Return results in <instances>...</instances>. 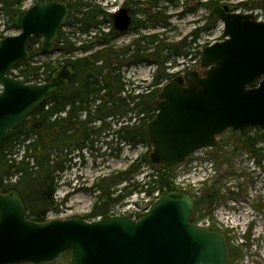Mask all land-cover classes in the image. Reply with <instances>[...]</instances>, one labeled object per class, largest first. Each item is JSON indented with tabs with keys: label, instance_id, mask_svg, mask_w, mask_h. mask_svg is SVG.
<instances>
[{
	"label": "water",
	"instance_id": "water-1",
	"mask_svg": "<svg viewBox=\"0 0 264 264\" xmlns=\"http://www.w3.org/2000/svg\"><path fill=\"white\" fill-rule=\"evenodd\" d=\"M67 14L64 1L36 2L12 20L18 34L0 38V144L9 130L74 79L68 62L41 84L12 75L15 65L29 58L32 35L41 37V54L51 51ZM210 14L223 23L225 38L202 49L203 74L189 70L172 77L153 101L155 114L145 130L155 164L174 166L197 149L217 147V136L228 128L264 132V20L231 12L224 4L214 5ZM111 19L116 32L131 24L127 8L113 12ZM193 206L188 193L172 190L137 219L35 221L26 217L16 191H0V264L50 262L65 250L69 264H227L225 235L194 225Z\"/></svg>",
	"mask_w": 264,
	"mask_h": 264
},
{
	"label": "trees",
	"instance_id": "trees-1",
	"mask_svg": "<svg viewBox=\"0 0 264 264\" xmlns=\"http://www.w3.org/2000/svg\"><path fill=\"white\" fill-rule=\"evenodd\" d=\"M23 1L0 0V9L7 12L12 20L21 10ZM61 1H64L68 8L65 26L71 28L68 31L62 28L58 30L51 52L58 51L59 56L53 60H43L39 64H36V61L33 63V59L41 58L42 54L40 53L41 38L38 35H32L27 43L29 60L22 61L14 67V70H18L14 76L24 83L47 81L65 61H68L75 77L67 82L58 94L34 109L21 125L9 130L0 145V189L2 192L16 191L19 193L25 207L26 217L35 221L45 220L49 212L58 211V202L54 198L56 178L67 168L65 162L68 153L72 149L91 150L95 139L102 134L106 137L111 131H113L111 134L116 133L121 141L134 140L135 145L144 144L148 149L141 153L127 169L98 179L95 185L99 191L97 201L91 211L80 218L107 217L113 205L121 202L127 194L136 190L140 191L144 186L146 187L143 191L146 195L156 190L164 194L178 189L173 185L171 177V171L175 167L156 165L151 161L149 155L151 144L146 135L145 123L154 114L152 102L157 97L159 85L171 76L166 64L172 58L180 56L187 58L191 55V46L198 36L197 29H194L190 32L191 39L188 41L184 38L178 43H164L163 39L158 38V34H154L147 37V42L136 39L131 44L132 46L127 45L118 49L111 44L112 39L119 36L111 25L108 32H99L91 41H85L76 46L71 40L74 33L87 34L93 29L98 30L106 22L110 23L109 14L101 10L98 5L86 0ZM158 1L149 0L147 2L149 8L138 7L131 12L146 15L145 18L151 21L152 26L159 24L168 26L166 16L159 8ZM133 4L139 6L143 3L135 1ZM211 4L212 1H208L200 6L209 7ZM251 4L249 8H259L264 12V1L263 3L255 1ZM83 5L89 8L80 9ZM151 9L155 11L152 14ZM100 15L102 18L98 19ZM207 19L208 22H215L211 16ZM147 21L141 24L145 26ZM137 22L141 21L136 20ZM203 27L206 26H201V29ZM150 46L152 52L148 58L146 51ZM96 47L99 49L92 52ZM75 51L87 55L71 58V54ZM61 56L66 58L61 60ZM142 60H147L155 66L149 88L145 87V90H150L146 92L136 85L128 94L122 95L121 92L125 90L126 83L120 68ZM257 83L258 79L251 82L250 86H256ZM132 116L138 120H135L133 125L126 124L125 121L131 122ZM117 123H120L119 127L112 130L111 125ZM229 130L238 134V143L251 155L262 157L261 151L264 148L258 147V144L262 145L264 142L262 130L257 127H248L240 131ZM144 166H148L151 170L144 175L149 180L141 183V186L134 180V177L141 173ZM122 182H127L122 189L123 193L113 198L112 187ZM211 186L206 187L202 201H213L220 197V189L214 187V184ZM197 204L198 201L195 205ZM191 221L195 223L193 216H191ZM215 227L212 225L209 229L217 230ZM228 247L229 253L237 251L229 244ZM65 253L69 255V251Z\"/></svg>",
	"mask_w": 264,
	"mask_h": 264
},
{
	"label": "rangeland",
	"instance_id": "rangeland-1",
	"mask_svg": "<svg viewBox=\"0 0 264 264\" xmlns=\"http://www.w3.org/2000/svg\"><path fill=\"white\" fill-rule=\"evenodd\" d=\"M38 0H24L22 8H27ZM92 4L98 5L105 13H111L114 9L125 6L128 0H86ZM132 10L139 8H149V0H129ZM141 1L139 6H135L133 2ZM212 1L208 6H200L202 3ZM261 2L264 0H159L158 5L163 15L166 16L168 26H152L151 21L143 26L140 25L136 30L129 29L122 35L112 39L111 44L120 49L131 45L134 40L142 39L147 42L149 36L158 34L159 39H163L164 43H178L180 40L190 39V32L200 26L203 27L198 33L196 45L191 46V57L186 59L180 57L172 58L166 64L169 73H177L185 68L191 67L198 70L197 53L203 45L210 44L216 40H221L223 25L220 21L208 22L207 17L210 16V9L213 5L224 4L229 6L230 10L239 12H251L258 18H264V12L259 8H249L251 2ZM88 9L83 5L80 9ZM151 9L150 13H154ZM157 12V11H156ZM76 13V11H75ZM137 21H147L146 15L134 14ZM102 15L98 16L101 19ZM110 18V17H109ZM71 27L65 26L64 30L68 31ZM110 30V24L106 22L99 29H93L91 33L84 35L76 32L72 38L78 40L73 41L76 45L82 42L91 41L99 32L105 33ZM19 29L12 25L9 14L0 9V37L18 34ZM82 41V42H79ZM132 46V45H131ZM99 49L96 47L92 50ZM151 51H146V55L150 57ZM75 57L87 55L80 51L71 54ZM59 56L58 51H53L49 55L35 57L33 59L36 64L43 60H53ZM66 57L61 56L63 60ZM155 66L145 62L135 63L120 68L121 75L127 84V90L135 85L145 90L152 80V74ZM14 73H18L15 70ZM150 89H146L148 92ZM130 116V115H128ZM133 117V116H132ZM138 119L136 118V121ZM133 122V119L132 121ZM131 122L129 124H131ZM133 125V124H131ZM119 127V123L111 125V129L115 130ZM103 134L95 139L93 148L77 151L72 149L66 156L67 167L64 172L57 175L56 189L54 198L58 202V211L48 213L49 218H80L90 212L94 203L97 201L99 191L95 185L98 179L116 174L123 171L136 160L141 153L147 151L148 147L144 144H137L130 147L128 143L121 141L116 133H114L113 144L104 141ZM220 144L217 148H206L202 153L211 161L210 165L206 164L203 169L208 173V180L203 184H199L197 175L192 167L186 166L185 169L175 167L171 171L172 183L178 189L188 192L194 199V208L192 211L193 220L196 224L207 228L215 225L216 229L222 232L230 247L236 248L237 251L229 253L228 264H264V150L261 151L262 157L251 155L240 143H238V134L226 130L218 137ZM114 146L113 149L111 147ZM258 147L264 148L263 144ZM117 149V150H116ZM114 153H118L115 155ZM258 159H261L258 161ZM190 163V162H189ZM188 163V164H189ZM184 165H187L185 163ZM151 168L144 166L141 173H138L134 180L141 184L148 181L144 175ZM198 172V171H197ZM196 182V183H195ZM214 187L220 189V197L213 201H202L206 187ZM127 182L112 187L114 191L112 197L115 198L122 194V189ZM142 186V184H141ZM146 187V186H144ZM142 187L141 190H144ZM233 191V193H231ZM157 194L154 191L147 197L138 190L133 191L125 196L121 202L113 205L111 211L118 212L122 205L123 210L136 212L137 208H142L146 204L147 199H152ZM201 200V202H199ZM140 201V202H139ZM198 201V204H196ZM138 202V205L133 204ZM117 208V209H116ZM237 219L234 221V218ZM70 255L63 253L55 260L45 264H69ZM28 264V263H21Z\"/></svg>",
	"mask_w": 264,
	"mask_h": 264
},
{
	"label": "built area",
	"instance_id": "built-area-1",
	"mask_svg": "<svg viewBox=\"0 0 264 264\" xmlns=\"http://www.w3.org/2000/svg\"><path fill=\"white\" fill-rule=\"evenodd\" d=\"M206 164L208 165L211 164L210 161L206 159V156L200 153H195L194 158L190 161L188 166L192 167L193 170H195L196 168H199L200 170H202L201 171L202 173L200 175V179L202 180L208 177V173H204V170H203V167L205 168Z\"/></svg>",
	"mask_w": 264,
	"mask_h": 264
},
{
	"label": "flooded vegetation",
	"instance_id": "flooded-vegetation-1",
	"mask_svg": "<svg viewBox=\"0 0 264 264\" xmlns=\"http://www.w3.org/2000/svg\"><path fill=\"white\" fill-rule=\"evenodd\" d=\"M130 1H127V5H125L126 7H130V6H128V3H129ZM140 25H142L141 23H139V22H137L134 26H133V29H137ZM197 29V30H196ZM195 30H196V34L198 35V33H199V31L200 30H202L200 27H198V28H195ZM194 31V30H193ZM191 39V38H190ZM197 39H198V37H197ZM194 45H196V42H194ZM152 49H151V46H150V48L148 49V51H151ZM133 143H134V140H130L129 141V146L130 147H132L133 146Z\"/></svg>",
	"mask_w": 264,
	"mask_h": 264
},
{
	"label": "bare ground",
	"instance_id": "bare-ground-1",
	"mask_svg": "<svg viewBox=\"0 0 264 264\" xmlns=\"http://www.w3.org/2000/svg\"><path fill=\"white\" fill-rule=\"evenodd\" d=\"M237 219V217L234 218V221Z\"/></svg>",
	"mask_w": 264,
	"mask_h": 264
}]
</instances>
